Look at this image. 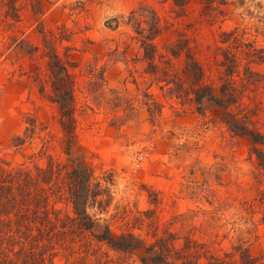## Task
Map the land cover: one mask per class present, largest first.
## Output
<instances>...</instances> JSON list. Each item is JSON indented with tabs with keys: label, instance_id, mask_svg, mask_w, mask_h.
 I'll use <instances>...</instances> for the list:
<instances>
[{
	"label": "rangeland",
	"instance_id": "374dc122",
	"mask_svg": "<svg viewBox=\"0 0 264 264\" xmlns=\"http://www.w3.org/2000/svg\"><path fill=\"white\" fill-rule=\"evenodd\" d=\"M263 56L264 0H0V158L56 165L49 212H0V264H264V168L227 123L264 133ZM206 85L228 109L199 110ZM78 165L87 218L69 198Z\"/></svg>",
	"mask_w": 264,
	"mask_h": 264
},
{
	"label": "trees",
	"instance_id": "16d2710c",
	"mask_svg": "<svg viewBox=\"0 0 264 264\" xmlns=\"http://www.w3.org/2000/svg\"><path fill=\"white\" fill-rule=\"evenodd\" d=\"M145 54L148 59H153V55L150 56L148 52H145ZM50 64L55 76V101H57L62 111L63 123L70 129L71 125L75 123V118L73 115V94L71 89L67 88L68 68L56 53L52 54ZM194 66L193 70L190 68L191 73L196 75L198 73L200 76V68L197 67V64H194ZM220 89L221 93L219 94L209 85L195 88L194 100L198 104L200 111H204L205 106L210 104L228 109L233 101L226 94L223 86ZM227 123L236 134L246 135L251 138L254 144V153L264 168V150L258 146L264 145V133L249 128L238 118L229 119ZM24 141V137L18 136L15 140V145H22ZM55 166L50 156L47 167H42L38 164L30 167L25 163L13 165L11 161L0 158V212H49L48 201L51 195L49 192L51 187L47 185H50L54 179ZM69 176L68 192L69 198L73 203L74 212L80 217L87 218V167L78 165L73 168ZM85 225L87 226V224ZM95 225L96 223L92 221L88 224V227L92 228ZM99 238L121 251H131L139 247V243L135 241L134 236H116L110 232L109 228H106ZM159 260V257L151 255L150 258H145L144 263L159 264Z\"/></svg>",
	"mask_w": 264,
	"mask_h": 264
}]
</instances>
